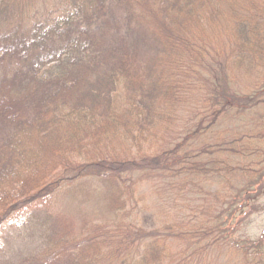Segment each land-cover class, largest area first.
I'll list each match as a JSON object with an SVG mask.
<instances>
[{
    "label": "trees",
    "instance_id": "16d2710c",
    "mask_svg": "<svg viewBox=\"0 0 264 264\" xmlns=\"http://www.w3.org/2000/svg\"><path fill=\"white\" fill-rule=\"evenodd\" d=\"M18 16L0 4V234L40 233L17 264H264V235L236 237L264 196V0H54ZM94 177L119 201L130 182L151 226L73 239L48 202ZM148 182L165 202L134 195Z\"/></svg>",
    "mask_w": 264,
    "mask_h": 264
},
{
    "label": "rangeland",
    "instance_id": "374dc122",
    "mask_svg": "<svg viewBox=\"0 0 264 264\" xmlns=\"http://www.w3.org/2000/svg\"><path fill=\"white\" fill-rule=\"evenodd\" d=\"M54 3V0H0V4L9 5L13 8L14 12L19 16L17 18L26 17L27 19H37L42 15L46 8ZM264 111L256 113L254 118H258L257 115H264ZM263 113V114H262ZM264 119V118H263ZM245 122V117L241 115L231 121L232 126L236 123L241 125ZM116 170H120L117 168ZM114 183L103 182L96 177L84 180L82 182H75L70 189H61L49 200V204L59 217L68 220L71 230L70 235L75 240H83L82 233L89 235L93 231H97L100 240L106 238V232L111 229L110 240L117 241L118 237H114L113 230L118 228L122 230V227L136 224L137 226H143L149 228L152 224V214L156 215L157 207L153 206V209L144 211L142 204H138L134 207L131 200L130 182H124L121 185L123 196L122 200H118L121 192H117L114 188ZM77 191L75 192V189ZM154 183L148 182L141 190L138 188L134 192L137 196L140 193H146L148 199L151 202L163 203L168 197V193H163L159 189H153ZM164 187V186H163ZM63 190H69L73 194L64 195ZM125 192V193H124ZM156 194V195H155ZM164 197L165 199H160ZM126 200V201H125ZM119 201V204H118ZM123 201V203L121 202ZM260 212H257L244 226H241L236 234V237H240L246 240H255L261 235H264V196L259 199ZM158 205V204H157ZM153 211H155L153 213ZM47 212L50 213L47 208ZM29 208L21 209L20 215H27ZM160 216V214H158ZM158 226V223L155 224ZM40 232L35 230V234L31 236V231L26 228L13 227L8 229L4 233L0 234V246L3 248V252H0V264H4L6 260H9V264H17L20 258L35 255L37 253L38 242L36 237ZM103 246V245H102ZM81 247L85 248L86 244L83 243Z\"/></svg>",
    "mask_w": 264,
    "mask_h": 264
}]
</instances>
